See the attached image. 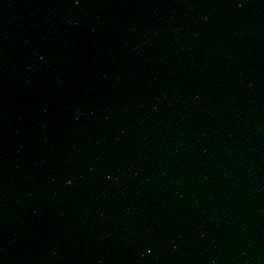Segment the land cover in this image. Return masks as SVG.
Segmentation results:
<instances>
[{
    "label": "water",
    "instance_id": "95a60500",
    "mask_svg": "<svg viewBox=\"0 0 264 264\" xmlns=\"http://www.w3.org/2000/svg\"><path fill=\"white\" fill-rule=\"evenodd\" d=\"M0 264H264V0H0Z\"/></svg>",
    "mask_w": 264,
    "mask_h": 264
}]
</instances>
